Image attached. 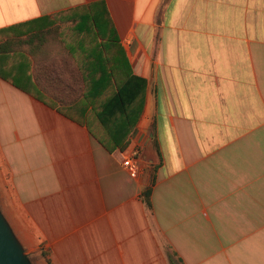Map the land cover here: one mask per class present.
Returning <instances> with one entry per match:
<instances>
[{
    "label": "crops",
    "instance_id": "obj_1",
    "mask_svg": "<svg viewBox=\"0 0 264 264\" xmlns=\"http://www.w3.org/2000/svg\"><path fill=\"white\" fill-rule=\"evenodd\" d=\"M10 39L0 214L30 264H264V0H0Z\"/></svg>",
    "mask_w": 264,
    "mask_h": 264
},
{
    "label": "water",
    "instance_id": "obj_2",
    "mask_svg": "<svg viewBox=\"0 0 264 264\" xmlns=\"http://www.w3.org/2000/svg\"><path fill=\"white\" fill-rule=\"evenodd\" d=\"M0 264H30L27 256L0 214Z\"/></svg>",
    "mask_w": 264,
    "mask_h": 264
},
{
    "label": "trees",
    "instance_id": "obj_3",
    "mask_svg": "<svg viewBox=\"0 0 264 264\" xmlns=\"http://www.w3.org/2000/svg\"><path fill=\"white\" fill-rule=\"evenodd\" d=\"M89 19L91 21H93V24L91 23V27H93V26L96 27L94 18L93 17H90ZM44 34L45 33H42V34H40V36H42ZM37 37H39V36L37 35ZM27 42H30V39H28V40L10 39V40H5L4 42H0V53H2V52H8L9 50L11 51L13 49H16L20 45H23V43H27ZM122 90L123 89L118 88L117 89V92L114 93V96L112 95L111 97H115V96L116 97H118V96L120 97V96H122L123 95L122 94ZM113 99L114 98H111V99L107 100L105 103L102 104L99 113H97L98 118L101 119V115H102L103 112H104V114H107V113H110V112L113 111V105H114ZM148 192H149L148 190L145 191V193L143 195L144 199L146 200L147 205H149L148 204ZM42 256L45 257L44 254H42ZM166 256H167V260H168V263L169 264H182L181 259H179L173 251L167 250L166 251ZM46 262H47V264H50V262H49V260L47 258H46Z\"/></svg>",
    "mask_w": 264,
    "mask_h": 264
},
{
    "label": "built area",
    "instance_id": "obj_4",
    "mask_svg": "<svg viewBox=\"0 0 264 264\" xmlns=\"http://www.w3.org/2000/svg\"><path fill=\"white\" fill-rule=\"evenodd\" d=\"M136 155H137L136 151H131L130 153L125 155L122 160V165L128 168H134L133 161Z\"/></svg>",
    "mask_w": 264,
    "mask_h": 264
}]
</instances>
